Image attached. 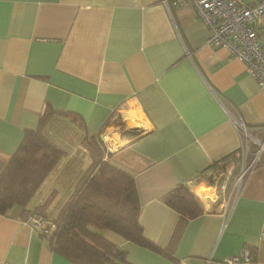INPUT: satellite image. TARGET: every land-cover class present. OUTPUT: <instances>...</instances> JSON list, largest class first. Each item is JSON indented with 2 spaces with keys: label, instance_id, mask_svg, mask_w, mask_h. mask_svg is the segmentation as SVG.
<instances>
[{
  "label": "crops",
  "instance_id": "obj_1",
  "mask_svg": "<svg viewBox=\"0 0 264 264\" xmlns=\"http://www.w3.org/2000/svg\"><path fill=\"white\" fill-rule=\"evenodd\" d=\"M208 32L190 4L0 0V172L46 106L75 112L103 159L111 153L108 161L133 176L143 234L171 255L104 230L128 264H231L225 259L244 250L252 260L239 264H264V163L238 193L230 181L241 139L230 115L264 141V90L242 61L206 44ZM259 37L264 45V21ZM60 146L65 153L30 205L55 190L49 216L90 162L85 149ZM182 183L203 212L178 226L164 195ZM30 214L0 213V264H74Z\"/></svg>",
  "mask_w": 264,
  "mask_h": 264
},
{
  "label": "trees",
  "instance_id": "obj_2",
  "mask_svg": "<svg viewBox=\"0 0 264 264\" xmlns=\"http://www.w3.org/2000/svg\"><path fill=\"white\" fill-rule=\"evenodd\" d=\"M64 119L74 123L77 130L80 125L83 127L79 114L46 106L36 127L25 130L18 148L0 172V213L14 206L25 216L36 211L47 213L55 190L32 208L30 201L65 153L51 137L53 122L58 120L57 127ZM82 137L90 162L79 174L67 199L50 217L53 227L48 233L42 232L50 247L74 264H128L125 250L104 237L102 232L110 230L170 257L169 250L159 249L143 234L138 221L139 200L133 176L108 161L112 159L111 153L103 159L106 153L96 138L85 134ZM164 202L179 214L178 226L203 212L185 183L168 191Z\"/></svg>",
  "mask_w": 264,
  "mask_h": 264
},
{
  "label": "built area",
  "instance_id": "obj_3",
  "mask_svg": "<svg viewBox=\"0 0 264 264\" xmlns=\"http://www.w3.org/2000/svg\"><path fill=\"white\" fill-rule=\"evenodd\" d=\"M172 5L190 4L194 7L201 22L208 28L206 44L226 49L231 56L245 65L246 72L264 90V45L260 40L262 21H264V0L257 4H245L241 0H163ZM231 122L240 133L239 169L233 181L235 193H238L248 175L264 163V141L259 140L233 115ZM28 221L43 233L53 227L43 214L32 212ZM251 256L246 250L233 254L226 263L239 264L250 262ZM178 264H185L180 261Z\"/></svg>",
  "mask_w": 264,
  "mask_h": 264
},
{
  "label": "rangeland",
  "instance_id": "obj_4",
  "mask_svg": "<svg viewBox=\"0 0 264 264\" xmlns=\"http://www.w3.org/2000/svg\"><path fill=\"white\" fill-rule=\"evenodd\" d=\"M55 121H58V120H55ZM64 121V123L63 124H58L57 125V127H56V124H54L55 125V127L53 128V126L51 127V133H54V134H52V138L53 139H55V137H54V135H56V136H58L57 137V140L55 139V141L56 142H58L57 144H59V146H60V144H64V145H73L74 144V146L77 148V150L78 149H82V150H84L85 148H84V144H83V142H84V140H83V137H82V133L81 132H79L73 125H74V123H72L71 121H68V119H64L63 120ZM107 141L108 140V142L110 141V139H107V137H106V139H104V141ZM118 144H114V145H111L112 147H109V149L110 148H113V147H115V146H117ZM75 148V149H76ZM76 150V151H77ZM79 153H80V151H79ZM236 174L237 173H235V176L233 177V179L231 178V183H232V186H234L233 185V181H234V179H235V177H236ZM217 177H219V176H217ZM216 177V178H217ZM233 191L235 192V190H234V188H233ZM39 192H37L34 196H33V198H32V200L30 201V205L31 204H33L35 201H36V199L39 197ZM37 212V211H36ZM55 213L53 212L52 213V215L51 216H53ZM44 216L47 218V219H49L51 216H49L47 213H45L44 214ZM51 219V218H50Z\"/></svg>",
  "mask_w": 264,
  "mask_h": 264
}]
</instances>
